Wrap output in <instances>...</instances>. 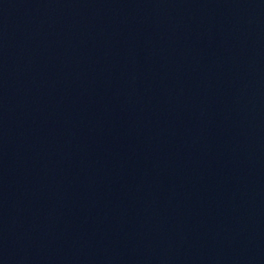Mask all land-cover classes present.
Instances as JSON below:
<instances>
[{
  "label": "water",
  "instance_id": "1",
  "mask_svg": "<svg viewBox=\"0 0 264 264\" xmlns=\"http://www.w3.org/2000/svg\"><path fill=\"white\" fill-rule=\"evenodd\" d=\"M0 264H264V0H0Z\"/></svg>",
  "mask_w": 264,
  "mask_h": 264
}]
</instances>
